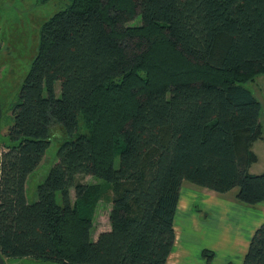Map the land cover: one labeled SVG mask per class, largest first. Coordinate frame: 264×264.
Returning a JSON list of instances; mask_svg holds the SVG:
<instances>
[{
	"label": "trees",
	"instance_id": "1",
	"mask_svg": "<svg viewBox=\"0 0 264 264\" xmlns=\"http://www.w3.org/2000/svg\"><path fill=\"white\" fill-rule=\"evenodd\" d=\"M70 1L42 27L7 132L14 144L1 156V255L167 264L183 183L237 189L248 207L264 203V171L250 172L264 137L262 104L245 87L264 76V0ZM137 17L141 24L129 26ZM55 124L68 139L30 204L26 180ZM105 189L111 229L93 241ZM244 264H264V224Z\"/></svg>",
	"mask_w": 264,
	"mask_h": 264
},
{
	"label": "rangeland",
	"instance_id": "2",
	"mask_svg": "<svg viewBox=\"0 0 264 264\" xmlns=\"http://www.w3.org/2000/svg\"><path fill=\"white\" fill-rule=\"evenodd\" d=\"M71 5L70 0H49L46 3L39 0H0V107L2 117L0 120V148L1 154L6 151L4 145L10 143L7 132L14 124V109L20 102L22 85L31 70L34 59L39 52L40 35L43 25L60 11H64ZM141 24L139 17L130 22L129 26ZM261 80V79H260ZM259 78L256 82H249L245 85L251 89L257 100L262 102V120L264 121V95L260 91L262 82ZM56 94L60 93L59 82H56ZM263 89V88H262ZM260 91V92H259ZM51 142L42 162L26 180V194L28 203L37 202L38 187L45 182L51 168L58 163V151L60 144L68 139L60 125H53L51 128ZM264 134V130H263ZM119 158L116 159L115 166L118 168ZM264 167V160L256 163L252 167V172L261 174ZM77 180L82 184H96L100 182L90 176H78ZM187 183V182H186ZM189 184V183H188ZM237 191V189H235ZM72 201L75 199L74 190L71 191ZM112 191L105 189L102 198L98 201L97 209L94 213L93 231L91 239L97 240L101 232H108L111 229L109 216L112 208ZM182 205H187L189 199L182 196ZM58 205H63L61 193L57 194ZM186 207V206H185ZM182 210L176 215L175 226L180 228ZM203 258L206 264H244L243 259L234 256L233 259L223 254V249H214L211 246L204 247ZM204 252L207 254L204 256ZM212 255V256H210ZM210 256V257H209ZM209 259V260H208ZM231 260V261H230ZM7 264H58L56 262L36 260L33 258H6Z\"/></svg>",
	"mask_w": 264,
	"mask_h": 264
},
{
	"label": "crops",
	"instance_id": "3",
	"mask_svg": "<svg viewBox=\"0 0 264 264\" xmlns=\"http://www.w3.org/2000/svg\"><path fill=\"white\" fill-rule=\"evenodd\" d=\"M259 80L263 88L259 87V90L264 95V76H259ZM261 122L264 130L262 116ZM253 148L258 156L257 163H260L264 160V137ZM254 165L250 168L251 173H255L252 172ZM261 171L263 173L264 167ZM181 187L176 211L177 215L183 211L182 221L179 229L175 226L174 250L167 264H206L201 253L207 245L214 249L222 248L228 258L245 259L255 231L264 224V203L253 207L239 204L235 189L219 194L186 182ZM182 196L189 199L187 205H182Z\"/></svg>",
	"mask_w": 264,
	"mask_h": 264
},
{
	"label": "water",
	"instance_id": "4",
	"mask_svg": "<svg viewBox=\"0 0 264 264\" xmlns=\"http://www.w3.org/2000/svg\"><path fill=\"white\" fill-rule=\"evenodd\" d=\"M1 117H2V111H1V107H0V120H1ZM1 156H2V154L0 152V177H1V174H2V171H1L2 159H1ZM3 258H4L3 255L0 254V264H5Z\"/></svg>",
	"mask_w": 264,
	"mask_h": 264
},
{
	"label": "flooded vegetation",
	"instance_id": "5",
	"mask_svg": "<svg viewBox=\"0 0 264 264\" xmlns=\"http://www.w3.org/2000/svg\"><path fill=\"white\" fill-rule=\"evenodd\" d=\"M1 151H2V149L0 148V152H1ZM0 254H1V252H0ZM3 259H4V263L7 264V262H6V258L4 257Z\"/></svg>",
	"mask_w": 264,
	"mask_h": 264
}]
</instances>
